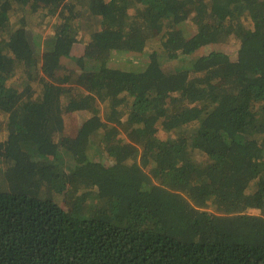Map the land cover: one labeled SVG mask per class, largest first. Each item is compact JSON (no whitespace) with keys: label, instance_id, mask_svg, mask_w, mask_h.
I'll use <instances>...</instances> for the list:
<instances>
[{"label":"trees","instance_id":"obj_1","mask_svg":"<svg viewBox=\"0 0 264 264\" xmlns=\"http://www.w3.org/2000/svg\"><path fill=\"white\" fill-rule=\"evenodd\" d=\"M0 112V264H264V0H0Z\"/></svg>","mask_w":264,"mask_h":264},{"label":"rangeland","instance_id":"obj_2","mask_svg":"<svg viewBox=\"0 0 264 264\" xmlns=\"http://www.w3.org/2000/svg\"><path fill=\"white\" fill-rule=\"evenodd\" d=\"M38 18L36 21L37 23L36 24H33V28L36 32V34H41V36H45L48 32H50V29H51V25H52V21L50 18L48 17H44L42 18V22L41 23H38L39 20H41V17L42 15H40L39 13H37ZM244 22L246 25L248 26H252L253 25V20L250 16H246L244 18ZM195 27L192 28V30H194ZM80 38V41H78L75 46L73 47V51H72V55H79L81 53H83V50H84V46H85V43L88 41V38H89V35L87 33H84V32H81L79 34V37ZM237 40L235 37H231L229 39V41L226 43V44H223L220 49H223L225 51H228L232 54L235 53L236 49H237ZM203 51V50H202ZM131 54L129 52H121L119 53V56H115L116 60L119 62V61H129V59L131 58ZM64 62H66L69 66H72V67H77L76 65V62L72 59V58H63ZM20 73V72H19ZM19 73L18 75L16 76V78L19 76ZM15 79V78H14ZM91 115L90 112L86 111H81L79 112V120H84L87 116ZM3 117V114L0 112V118ZM161 136H164L162 133H161ZM4 136L2 134H0V139L3 138ZM90 152L91 154H94L96 156L97 159H102L104 160V156L102 154V151L101 149L99 148H92L90 149ZM70 157H68L67 155L64 156V160H63V163L64 164H67V163H70ZM63 198V197H62Z\"/></svg>","mask_w":264,"mask_h":264}]
</instances>
